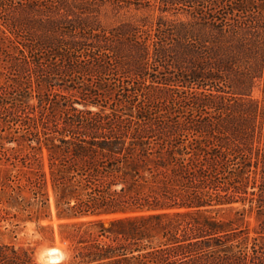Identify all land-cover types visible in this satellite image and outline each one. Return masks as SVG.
<instances>
[{
    "label": "trees",
    "instance_id": "16d2710c",
    "mask_svg": "<svg viewBox=\"0 0 264 264\" xmlns=\"http://www.w3.org/2000/svg\"><path fill=\"white\" fill-rule=\"evenodd\" d=\"M6 144L80 264H264V0H0Z\"/></svg>",
    "mask_w": 264,
    "mask_h": 264
},
{
    "label": "rangeland",
    "instance_id": "374dc122",
    "mask_svg": "<svg viewBox=\"0 0 264 264\" xmlns=\"http://www.w3.org/2000/svg\"><path fill=\"white\" fill-rule=\"evenodd\" d=\"M260 92H256L259 96ZM16 145L6 144L4 149L0 148V180H4L10 173L16 174L18 167L15 169L8 156L15 153L6 150ZM5 152V155H4ZM0 199L2 196L0 194ZM0 203V209H3ZM51 219L36 222L28 220L24 213L12 210L10 214L0 213V244L14 248L16 251H26L32 254L35 264H80L75 260V245L69 240L62 239L61 225L65 221L59 220L56 215L55 200L52 192H50V210L48 211ZM2 216V217H1ZM219 219H234V214L226 211L218 215ZM246 225L250 229L251 237H255V229L258 222L255 215L246 218ZM53 251H57L54 253ZM63 254V255H61ZM58 258L59 261L54 260Z\"/></svg>",
    "mask_w": 264,
    "mask_h": 264
},
{
    "label": "bare ground",
    "instance_id": "6f19581e",
    "mask_svg": "<svg viewBox=\"0 0 264 264\" xmlns=\"http://www.w3.org/2000/svg\"><path fill=\"white\" fill-rule=\"evenodd\" d=\"M54 253H57V251H53ZM54 260H57V261H59V259L58 258H55Z\"/></svg>",
    "mask_w": 264,
    "mask_h": 264
},
{
    "label": "clouds",
    "instance_id": "9594fccd",
    "mask_svg": "<svg viewBox=\"0 0 264 264\" xmlns=\"http://www.w3.org/2000/svg\"><path fill=\"white\" fill-rule=\"evenodd\" d=\"M61 255H63V254H61Z\"/></svg>",
    "mask_w": 264,
    "mask_h": 264
}]
</instances>
